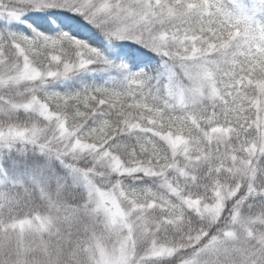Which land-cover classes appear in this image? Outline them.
<instances>
[{"label":"snow or ice","instance_id":"obj_1","mask_svg":"<svg viewBox=\"0 0 264 264\" xmlns=\"http://www.w3.org/2000/svg\"><path fill=\"white\" fill-rule=\"evenodd\" d=\"M0 264H264V0H0Z\"/></svg>","mask_w":264,"mask_h":264}]
</instances>
